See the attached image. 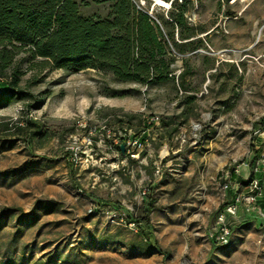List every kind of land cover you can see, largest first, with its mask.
<instances>
[{
	"label": "rangeland",
	"instance_id": "1",
	"mask_svg": "<svg viewBox=\"0 0 264 264\" xmlns=\"http://www.w3.org/2000/svg\"><path fill=\"white\" fill-rule=\"evenodd\" d=\"M77 1L83 15L111 4ZM181 1L133 0L184 44L167 81L56 69L23 52L6 68L1 91L17 67L24 94L0 105V264H264V219L244 204L225 212L236 190L225 183L234 169L252 175L264 140V0H187V29L171 16ZM150 116L167 127L144 131ZM149 199L156 248L126 219ZM222 215L226 246L210 237Z\"/></svg>",
	"mask_w": 264,
	"mask_h": 264
},
{
	"label": "trees",
	"instance_id": "2",
	"mask_svg": "<svg viewBox=\"0 0 264 264\" xmlns=\"http://www.w3.org/2000/svg\"><path fill=\"white\" fill-rule=\"evenodd\" d=\"M109 1L108 14L100 16L83 15L77 0H0V83L19 52L37 64L71 72L99 69L112 73L120 81L140 84L167 81L173 76L169 69L173 52H184V44L165 35L161 25L133 0ZM181 2L179 10L171 16L175 26L187 29L184 16L187 0ZM188 73L183 70L181 79ZM21 75L17 67L11 70L7 89L1 91L0 87V105L9 97L24 94L19 86ZM148 118L143 120L144 131L155 126L147 123ZM158 120L161 127H167L164 120L159 117ZM30 140L27 139L28 144ZM115 148L120 151L119 145ZM254 163V160L250 163L252 168ZM152 207L149 199L143 217H134L126 210V219L156 248L153 225L148 218Z\"/></svg>",
	"mask_w": 264,
	"mask_h": 264
},
{
	"label": "built area",
	"instance_id": "3",
	"mask_svg": "<svg viewBox=\"0 0 264 264\" xmlns=\"http://www.w3.org/2000/svg\"><path fill=\"white\" fill-rule=\"evenodd\" d=\"M148 124L154 125L159 123L158 116L148 118ZM254 176L246 178L244 185L245 193L238 192V185L235 186V196L231 202L226 205L225 212L229 215H235L241 204H244L246 211H255L257 215L264 219V147L257 152L255 163L252 168ZM233 187L230 179L225 183V188ZM220 229L216 234H210V237L217 245L226 246L230 243V228L224 221V215L220 217Z\"/></svg>",
	"mask_w": 264,
	"mask_h": 264
},
{
	"label": "crops",
	"instance_id": "4",
	"mask_svg": "<svg viewBox=\"0 0 264 264\" xmlns=\"http://www.w3.org/2000/svg\"><path fill=\"white\" fill-rule=\"evenodd\" d=\"M246 7L247 8H251V9H255V0H253V1H251V2H249V3H247L246 4ZM249 20H253V18H251V17H249L248 18ZM246 24V23H245ZM254 52H255V50H254ZM262 147H264V140H262V142H261V146H260V148H262ZM237 175H240V176H237ZM249 171H248V169H246V168H242V169H240V172L237 170V169H234V174H233V171L231 172V175H230V181H231V183H233L234 182V186H236V185H238V184H242V182H244L245 180H246V178L249 176ZM251 176H254V174L252 173V175ZM250 176V177H251ZM234 192V191H233ZM245 193L246 192V190H244V187L242 188V193ZM235 196V192H234V194L232 195V198Z\"/></svg>",
	"mask_w": 264,
	"mask_h": 264
},
{
	"label": "water",
	"instance_id": "5",
	"mask_svg": "<svg viewBox=\"0 0 264 264\" xmlns=\"http://www.w3.org/2000/svg\"><path fill=\"white\" fill-rule=\"evenodd\" d=\"M121 151H123V146H120Z\"/></svg>",
	"mask_w": 264,
	"mask_h": 264
},
{
	"label": "bare ground",
	"instance_id": "6",
	"mask_svg": "<svg viewBox=\"0 0 264 264\" xmlns=\"http://www.w3.org/2000/svg\"><path fill=\"white\" fill-rule=\"evenodd\" d=\"M160 1V0H159Z\"/></svg>",
	"mask_w": 264,
	"mask_h": 264
}]
</instances>
